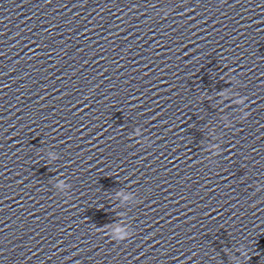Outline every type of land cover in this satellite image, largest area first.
Wrapping results in <instances>:
<instances>
[{"label":"clouds","instance_id":"1","mask_svg":"<svg viewBox=\"0 0 264 264\" xmlns=\"http://www.w3.org/2000/svg\"><path fill=\"white\" fill-rule=\"evenodd\" d=\"M132 234H126V233H121L120 234V237L118 239H113L111 236V239L114 240V241H117V242H122V241H125L127 240L128 238H130Z\"/></svg>","mask_w":264,"mask_h":264}]
</instances>
